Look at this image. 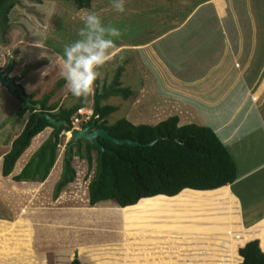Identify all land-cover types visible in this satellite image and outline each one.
Wrapping results in <instances>:
<instances>
[{"label":"rangeland","instance_id":"obj_1","mask_svg":"<svg viewBox=\"0 0 264 264\" xmlns=\"http://www.w3.org/2000/svg\"><path fill=\"white\" fill-rule=\"evenodd\" d=\"M203 1L125 0V12L119 13L111 0H94L91 9L84 11H78L67 0H16L17 5L10 14V30L4 34L0 27V73L7 70L9 77L17 78L28 96L35 94L36 101L54 90L49 105L66 108L80 102L81 98L70 94L60 75L62 50L78 38L77 31L82 26L80 17L86 12H95L105 25L122 30V36L116 42L120 51L100 69L101 78L96 91L111 87L121 67L122 87L133 91L128 100L113 96L103 102L118 108L107 118L109 126L122 119L136 126H156L178 116L180 126L204 125L212 121L208 125L213 129L217 126L222 135L231 134L234 127H224L223 108L228 97L212 89L214 82L207 73L204 79L201 75V69L206 72L209 64L213 66L212 62L218 61L217 56L210 55L215 53L212 48L200 49L195 44L184 51L183 54H191L189 63L184 64L181 60L188 55L181 53L178 56L181 62L177 58L173 60L170 41L134 47L150 42L159 32L166 30L167 25L182 23ZM203 11L204 8H199L188 24L200 19ZM183 41L187 42L185 38ZM198 53L200 58L196 56ZM208 53V58L200 65H193L195 59L203 60ZM157 56L177 76L185 75L175 79L169 71L163 70L165 66L157 61ZM257 68L255 66L254 70ZM46 69L47 75L43 76ZM181 71L184 72L181 74ZM192 77L194 82L189 83ZM94 94L84 99L89 101L87 111H83L84 117L89 116L87 119L93 114ZM22 100L20 94L11 92L0 80V220L14 222L16 228L11 233H0V264H73L75 260L81 264H184L182 260L187 257L180 249L168 244L167 239L162 240L164 236L174 235L154 230L157 229L156 222L166 220V215L174 213L172 210L155 209L142 214L140 222L130 223L114 201L91 205L89 185L95 176V168L90 169L87 159L73 158L76 180L54 199L68 144L72 140L70 132L60 136L57 163L44 183H16L14 177L49 139L53 128L37 136L18 161L13 174L9 178L3 177L2 158L10 151L29 119L28 114L20 117V110L24 107ZM247 109L240 112L238 121L247 117ZM240 113H232L231 121ZM260 113L257 110L249 114L251 117L245 120L244 126L235 130L237 138L234 137V141L229 138L230 146H227L240 170L239 179L231 186L228 195L240 201L241 222L235 226L237 229L243 227L246 232L264 230V108ZM78 127L82 128V125ZM160 241L166 244H161L160 248L153 246Z\"/></svg>","mask_w":264,"mask_h":264},{"label":"trees","instance_id":"obj_2","mask_svg":"<svg viewBox=\"0 0 264 264\" xmlns=\"http://www.w3.org/2000/svg\"><path fill=\"white\" fill-rule=\"evenodd\" d=\"M67 1L73 3L78 11H84L91 9L94 0ZM16 5V0H0V27L4 34L11 28L10 14ZM122 71L123 67L118 69L111 87L105 86L102 92H95L93 117L83 125L96 123L98 128L108 129L113 137L131 139L141 143V146H118L100 139L104 148L115 152L112 154L103 153L100 148L83 140L72 145V139L68 144L61 178L55 187L54 199L76 180L73 158H85L90 169L95 168V176L89 185L92 206L114 201L122 207L123 217L130 223L140 222L142 214L155 209L174 212L166 215V220L159 216L162 221L156 222L157 229L154 230L174 235L164 236L162 240L167 239L168 244L180 249L187 257L182 260L184 264H238L242 258L241 264H264V230L246 232L243 227L239 226L240 230L235 226L241 222L240 201L229 197L227 192L239 179V167L215 129L197 124L180 126L178 116L156 126H136L127 119L108 125L107 118L118 108L103 102L113 96L128 100L133 95L130 88L122 87ZM16 93L19 95V92ZM24 94L28 96L25 90ZM54 95V90H51L38 101L34 100L35 94L29 95L32 105L21 99L24 107L20 110V117L28 114L29 119L3 158L4 178L13 174L33 140L53 128L49 139L22 172L14 177V181L44 183L50 176L59 157L60 136L73 129V118L89 104L81 98L80 102L66 108L58 104L49 105ZM37 104H41L42 112L66 121L68 125L60 130L52 126L46 118L40 117L41 111L35 108ZM158 139L154 146L149 145ZM15 229L14 222L0 220L1 234ZM161 244L166 243L160 241L153 246L160 248ZM239 248L242 258L238 254ZM73 264L81 263L75 260Z\"/></svg>","mask_w":264,"mask_h":264},{"label":"crops","instance_id":"obj_3","mask_svg":"<svg viewBox=\"0 0 264 264\" xmlns=\"http://www.w3.org/2000/svg\"><path fill=\"white\" fill-rule=\"evenodd\" d=\"M199 8H204V11L201 13L202 17L200 16L201 18L194 22V24H190V26L188 24L189 20ZM189 26L190 29L188 31ZM166 27V30L159 32V35L151 39L150 42L134 45V47H148L151 46V44L155 46L160 42L170 41L171 44L169 47L173 50L171 54L172 59L174 60L177 58L178 62L182 61L184 64L189 63L191 58V54H183L184 51L186 52L190 47L192 48V46L197 45L196 47L200 49L204 47H208L209 49L212 48V52L215 53H211L210 55L214 58L217 56L215 59L218 61L214 60L212 62L213 66L209 64V69H207L206 72L201 69V75H204V79L205 73H207V77H210L211 82L212 80L214 82L212 84V89H217L224 97H228H226V103H228L223 108L225 116L224 127L228 126L229 129L232 127L234 128L230 131L231 134L228 135H222L218 132L217 126H215V131L220 135L225 145L230 146L229 138L233 139V141L237 138L238 132L235 130H239L244 126L245 120L251 117L249 114H254L257 110L259 113L260 111L263 113L264 0H204L189 13L182 23H176L173 24V26L167 25ZM201 34H203V36ZM184 38L187 42L183 41ZM181 53L188 56L179 61L178 56H180ZM199 53L196 54L198 58H200ZM167 54L170 55V52H167ZM208 56L209 53L203 60L200 59L201 62L195 59L193 65H200ZM157 61L164 64V61L159 56H157ZM154 64L156 65V63ZM219 66L222 67V71ZM255 66H258L256 70H254ZM218 67L220 68L219 70H217ZM164 69L169 71L175 79H180L181 76L185 75L177 76V73H175L173 69L166 66L163 70ZM160 70L162 69L160 68ZM183 72L184 71H181V74ZM200 78L201 76L199 75L198 79ZM188 81H190L189 83L194 82L193 77ZM214 96L215 94L213 97ZM252 97L255 99H252ZM245 109H247V117H243L238 121V118L240 119L241 113ZM232 113H240L233 122L230 119L233 116ZM209 122L210 121H207L204 125H197L208 127ZM233 141L231 145L234 143ZM230 189L231 186L228 189V194ZM229 197L236 198L235 196Z\"/></svg>","mask_w":264,"mask_h":264},{"label":"clouds","instance_id":"obj_4","mask_svg":"<svg viewBox=\"0 0 264 264\" xmlns=\"http://www.w3.org/2000/svg\"><path fill=\"white\" fill-rule=\"evenodd\" d=\"M111 2L117 12H125V0H111ZM80 19L82 26L77 31L78 38L65 45L62 50L60 75L73 97L87 99L96 91L101 78L100 69L112 61L120 51L116 42L121 38L122 30L115 26L105 25L101 16L95 12H86ZM42 75H47V69ZM84 110L87 111L86 107L80 109L73 118L71 135L74 129L85 128L83 124L93 117L92 114L91 118L87 119L89 116H85L86 119H84ZM76 119L79 121L77 122ZM78 125H82V128Z\"/></svg>","mask_w":264,"mask_h":264},{"label":"water","instance_id":"obj_5","mask_svg":"<svg viewBox=\"0 0 264 264\" xmlns=\"http://www.w3.org/2000/svg\"><path fill=\"white\" fill-rule=\"evenodd\" d=\"M7 76H8L7 72H4V73L0 74V80L3 83V85H5L7 88H9L10 91L13 92V93L19 92L20 98L23 99L27 104L32 105L30 103L29 97L24 94L23 88L19 84H17L15 79L7 78ZM41 107H42L41 104L35 105V108L40 110V111H41ZM40 117L46 118L47 121L52 126H54L55 128H57L59 130L63 126H67L68 125V123L66 121L58 120L57 118L51 116L47 112H42L41 111L40 112ZM72 136H73V139H74L73 142H72V145H77L81 140L87 141L93 147L100 148L103 153L109 152V153L115 154V152L104 148L103 144L100 142V139L109 140V141L115 143L118 146H125V145H129L131 147L141 146V143H139L137 141H134V140H131V139H118V138H115V137H113L111 135V133H110V131L108 129H106V128H97L95 123H93V124H91V125H89V126H87L85 128H82V129H78V128L74 129L72 131ZM159 140L160 139L155 140V141L151 142L149 145L150 146H154ZM187 190H190V189H187ZM161 196H163V195H161ZM165 197H168V196H165Z\"/></svg>","mask_w":264,"mask_h":264},{"label":"flooded vegetation","instance_id":"obj_6","mask_svg":"<svg viewBox=\"0 0 264 264\" xmlns=\"http://www.w3.org/2000/svg\"><path fill=\"white\" fill-rule=\"evenodd\" d=\"M5 72H7V70H6ZM2 73H4V72H2ZM7 73H8V72H7ZM0 74H1V73H0ZM7 78H10V77H9V73H8ZM13 79H15V81L17 82V78H13ZM17 83H18V82H17Z\"/></svg>","mask_w":264,"mask_h":264},{"label":"built area","instance_id":"obj_7","mask_svg":"<svg viewBox=\"0 0 264 264\" xmlns=\"http://www.w3.org/2000/svg\"><path fill=\"white\" fill-rule=\"evenodd\" d=\"M76 121L78 122L79 120H78V119H76Z\"/></svg>","mask_w":264,"mask_h":264}]
</instances>
